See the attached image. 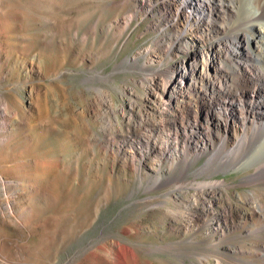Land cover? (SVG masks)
<instances>
[{
    "label": "rangeland",
    "instance_id": "1",
    "mask_svg": "<svg viewBox=\"0 0 264 264\" xmlns=\"http://www.w3.org/2000/svg\"><path fill=\"white\" fill-rule=\"evenodd\" d=\"M232 20L0 0V264H264V180L210 145Z\"/></svg>",
    "mask_w": 264,
    "mask_h": 264
},
{
    "label": "bare ground",
    "instance_id": "2",
    "mask_svg": "<svg viewBox=\"0 0 264 264\" xmlns=\"http://www.w3.org/2000/svg\"><path fill=\"white\" fill-rule=\"evenodd\" d=\"M181 1L182 7L190 9L198 21L202 20L208 9L210 14L224 12L228 14V18L233 17L226 32L220 35L227 44L232 65L228 71H224L226 67L223 70L222 65L219 64L216 69L224 71V82H219L218 85L214 83L208 85L213 94L212 101L209 102L212 114L210 124L216 131L222 129L224 133L220 139L219 148L213 141L210 145L213 156L222 148L226 150L227 155H240L245 152L243 165L255 167V172L250 175L251 181L248 183L263 181L264 0H229L227 3L225 0ZM184 76L185 73L181 69L175 68L167 80L174 87L178 84L182 87ZM239 81L243 85L238 86ZM169 99L167 101H170ZM229 121L240 125L238 133L235 134ZM231 133L235 134L233 144L230 149H226ZM215 185L224 186L223 182L208 184V186Z\"/></svg>",
    "mask_w": 264,
    "mask_h": 264
}]
</instances>
